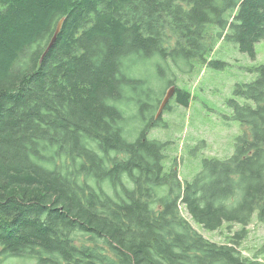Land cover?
I'll return each mask as SVG.
<instances>
[{
	"label": "trees",
	"instance_id": "obj_1",
	"mask_svg": "<svg viewBox=\"0 0 264 264\" xmlns=\"http://www.w3.org/2000/svg\"><path fill=\"white\" fill-rule=\"evenodd\" d=\"M261 41L264 0H0V264H264L237 241L255 214L264 224V65L230 101L233 155L205 159L191 182L149 139L161 102L153 89L140 99L134 71L157 57L172 74L223 69L210 60L220 43L255 59ZM125 105L147 120L134 142ZM194 224L243 229L217 243Z\"/></svg>",
	"mask_w": 264,
	"mask_h": 264
},
{
	"label": "rangeland",
	"instance_id": "obj_2",
	"mask_svg": "<svg viewBox=\"0 0 264 264\" xmlns=\"http://www.w3.org/2000/svg\"><path fill=\"white\" fill-rule=\"evenodd\" d=\"M255 53L256 58L253 59L248 54L241 53L235 43L223 42L210 56V60L225 62L223 69H215L198 61H193L191 65L180 62V67L175 66L176 70L172 74L158 57L142 61L135 66L136 77L145 81L141 86L143 95L140 99L143 101L146 100L144 92L153 89L156 100L162 102L173 85L192 94L190 106L186 108L176 103L175 93L169 102L170 109L164 110L159 117L162 118L161 127L151 129L148 134L151 140L168 143L166 163L171 165L177 161L183 181L191 182L201 171L205 159H225L233 155L236 139L242 133V126L232 118L230 101L235 98L241 103L244 102L242 98L234 95V90L236 85L249 84L256 79L257 75L251 68L264 65V41L255 46ZM159 65L164 68L163 76ZM130 103L127 101V104ZM131 106L125 105L124 109L127 111L126 118H129L128 127L126 123L128 138L130 142H134L147 120H131L136 115V112L130 111ZM158 108L159 106L153 116L157 115ZM256 216L257 214L246 227L244 238L237 241L243 255L250 258L257 256L261 261L264 260V224ZM194 226L208 239L217 243L229 242L243 229L238 224H225L221 230L210 232L198 225ZM2 264L36 262L29 258H10Z\"/></svg>",
	"mask_w": 264,
	"mask_h": 264
},
{
	"label": "water",
	"instance_id": "obj_3",
	"mask_svg": "<svg viewBox=\"0 0 264 264\" xmlns=\"http://www.w3.org/2000/svg\"><path fill=\"white\" fill-rule=\"evenodd\" d=\"M63 23H64V19H62L59 24H58V27H57V30H56V33L54 35V38L52 40V42L50 43L49 45V48L47 50V52L54 46V44L56 43L57 41V37L62 29V26H63ZM177 88L175 86H173L170 90L167 91L166 95H165V98L164 100L162 101L159 109H158V113L156 115V119H158L161 114L163 113V111L165 110V108L167 107V105L169 104V102L171 101V99L174 97L175 93H176V90Z\"/></svg>",
	"mask_w": 264,
	"mask_h": 264
},
{
	"label": "bare ground",
	"instance_id": "obj_4",
	"mask_svg": "<svg viewBox=\"0 0 264 264\" xmlns=\"http://www.w3.org/2000/svg\"><path fill=\"white\" fill-rule=\"evenodd\" d=\"M162 103V102H161ZM161 105V104H160ZM160 107V106H159Z\"/></svg>",
	"mask_w": 264,
	"mask_h": 264
}]
</instances>
